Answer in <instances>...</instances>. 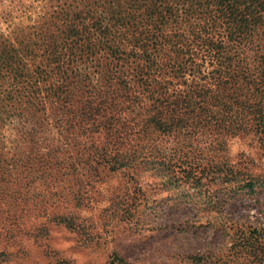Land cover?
I'll return each mask as SVG.
<instances>
[{
  "label": "rangeland",
  "instance_id": "1",
  "mask_svg": "<svg viewBox=\"0 0 264 264\" xmlns=\"http://www.w3.org/2000/svg\"><path fill=\"white\" fill-rule=\"evenodd\" d=\"M55 7L51 0H0V37L20 38L15 33ZM77 65L93 82L94 102L112 90H103L110 82L118 88L125 79L133 88L138 73L134 59L116 61L106 51ZM51 68L46 81L26 86L42 90L33 107L15 102L4 115L0 103V264H264V145L251 116L229 132L142 136L154 103L127 99L140 89L113 100L108 113L82 118L74 108L89 95L72 93L71 111L47 103L44 89L60 84ZM104 70L109 77L101 78ZM202 76L186 79L202 84ZM194 154L198 172L208 166L203 177L164 172ZM223 166L240 174H214ZM250 177L253 190L244 188Z\"/></svg>",
  "mask_w": 264,
  "mask_h": 264
},
{
  "label": "trees",
  "instance_id": "2",
  "mask_svg": "<svg viewBox=\"0 0 264 264\" xmlns=\"http://www.w3.org/2000/svg\"><path fill=\"white\" fill-rule=\"evenodd\" d=\"M51 2L56 7L37 24L15 33L20 38L0 37V90L8 89L0 102L4 115L15 102L33 105L42 90L26 86L46 81L53 65L51 71L58 72L60 84L44 91L47 103L57 105L58 110L71 111L75 106L69 105L79 92L89 96H82L88 98L85 102L79 99L76 114L94 119L108 113L113 100L138 88L140 96H132L133 90L127 99L156 104L148 111L153 115L143 122L142 136L151 130L163 134L206 128L229 132L245 128L246 117L251 116L253 130L262 135L258 140L264 145V0ZM99 51H106L116 61L134 59L138 73L133 88L125 79H119L118 88L108 82L103 90H112L94 102L93 82L77 64L90 62ZM196 51L203 52L202 58L195 60ZM206 65L212 70L204 71ZM110 74L104 70L101 78ZM187 75L195 79L203 75L200 81L204 82L189 83ZM175 81L182 82L184 89L176 90L181 84ZM111 121L106 119L104 127L112 128ZM132 149L138 154L143 148L137 144ZM197 155L186 157L174 171H163L173 175L171 179L178 174L201 178L208 166L198 172ZM215 172L224 179L240 174L227 166ZM255 184L250 177L244 188L253 190Z\"/></svg>",
  "mask_w": 264,
  "mask_h": 264
}]
</instances>
